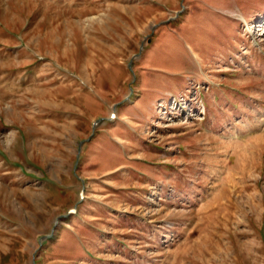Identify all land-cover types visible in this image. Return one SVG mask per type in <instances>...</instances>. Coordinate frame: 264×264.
Wrapping results in <instances>:
<instances>
[{
    "label": "rangeland",
    "instance_id": "obj_1",
    "mask_svg": "<svg viewBox=\"0 0 264 264\" xmlns=\"http://www.w3.org/2000/svg\"><path fill=\"white\" fill-rule=\"evenodd\" d=\"M262 17L0 0V264H264Z\"/></svg>",
    "mask_w": 264,
    "mask_h": 264
}]
</instances>
